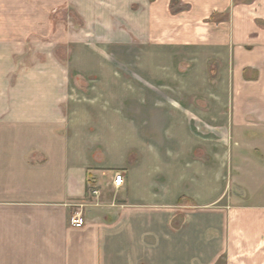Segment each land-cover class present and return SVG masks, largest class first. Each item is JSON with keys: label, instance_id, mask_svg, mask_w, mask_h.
<instances>
[{"label": "crops", "instance_id": "0c3cea01", "mask_svg": "<svg viewBox=\"0 0 264 264\" xmlns=\"http://www.w3.org/2000/svg\"><path fill=\"white\" fill-rule=\"evenodd\" d=\"M57 1L86 24L73 40L169 63L139 66L158 111L137 129L80 106L73 65L0 75V264H264V0Z\"/></svg>", "mask_w": 264, "mask_h": 264}, {"label": "rangeland", "instance_id": "374dc122", "mask_svg": "<svg viewBox=\"0 0 264 264\" xmlns=\"http://www.w3.org/2000/svg\"><path fill=\"white\" fill-rule=\"evenodd\" d=\"M85 26L86 24L74 14L73 8L67 2L0 0V75L2 79H20L28 73L26 69L41 64H57L63 69H71L73 65L78 78H81L86 85L84 89H77L73 93L80 106L96 107V113L115 114L119 117L121 126L142 128L138 111H143L145 114L158 111L149 104L139 103L142 102L140 99L144 95L143 90L150 95L147 93L149 88L145 82L148 81L154 86L158 84L151 81L139 66L146 63L157 64L162 68L169 62L164 58L156 61L154 57L143 56L144 48L131 38H113L108 43H94L97 50L89 47L87 40L77 38L73 40L74 35L81 34ZM96 31L105 30L97 28ZM74 43L82 45L74 48L73 57ZM145 59L146 62H143ZM163 70L166 69H162L160 74L167 76L168 72ZM76 73L72 71L68 75L71 88L72 82L77 79ZM154 90L161 92L163 100L159 106V112L165 119L161 127L167 128L170 122L174 128L177 127L179 124L177 119L172 118L170 122L166 121L175 112L169 109V101L165 99L168 94L158 87ZM100 96L104 99L93 105V98ZM110 99L113 100L110 101ZM121 99L123 100L120 101ZM129 156L127 162H129ZM91 185V188H94V183ZM113 196L112 193H107V201ZM84 206H76L70 221L72 216L79 212L83 219Z\"/></svg>", "mask_w": 264, "mask_h": 264}, {"label": "built area", "instance_id": "2783aa9c", "mask_svg": "<svg viewBox=\"0 0 264 264\" xmlns=\"http://www.w3.org/2000/svg\"><path fill=\"white\" fill-rule=\"evenodd\" d=\"M123 185H124L123 176L120 173H115L114 179H113L114 188L119 189ZM89 193H90V196H94V197L98 196V190L91 188V186L89 187ZM70 224L74 228H79L83 226L84 223H83L82 215L80 212L72 216Z\"/></svg>", "mask_w": 264, "mask_h": 264}]
</instances>
